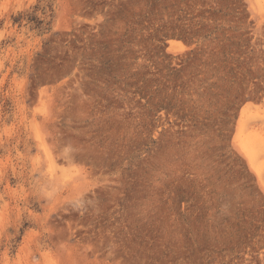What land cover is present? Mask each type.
Masks as SVG:
<instances>
[{
    "label": "rangeland",
    "instance_id": "rangeland-1",
    "mask_svg": "<svg viewBox=\"0 0 264 264\" xmlns=\"http://www.w3.org/2000/svg\"><path fill=\"white\" fill-rule=\"evenodd\" d=\"M0 264H264V0H0Z\"/></svg>",
    "mask_w": 264,
    "mask_h": 264
},
{
    "label": "bare ground",
    "instance_id": "bare-ground-1",
    "mask_svg": "<svg viewBox=\"0 0 264 264\" xmlns=\"http://www.w3.org/2000/svg\"><path fill=\"white\" fill-rule=\"evenodd\" d=\"M176 45H179V43H175V42H172V43H171V46H172V47H174V46H176ZM244 113H245V110H243L242 114H244ZM241 136H242V135H241Z\"/></svg>",
    "mask_w": 264,
    "mask_h": 264
}]
</instances>
